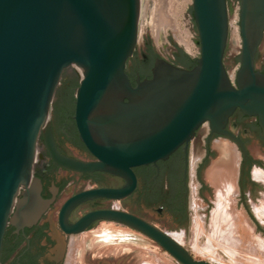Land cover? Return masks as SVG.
Segmentation results:
<instances>
[{
    "label": "water",
    "instance_id": "obj_1",
    "mask_svg": "<svg viewBox=\"0 0 264 264\" xmlns=\"http://www.w3.org/2000/svg\"><path fill=\"white\" fill-rule=\"evenodd\" d=\"M235 2L229 11L228 0H194L185 19L200 51L197 65L186 69L160 59L154 77L134 86L126 65L137 43L149 39L169 56L168 49L178 42L168 9L156 11V0L145 1L140 25L141 0H0V255L22 188L25 198L15 215L19 222L36 220L42 210L32 207L48 204L41 195V180L34 175L43 135L54 164L126 179L122 187H91L71 196L60 213L66 232L80 233L97 220L115 221L148 236L181 264H212L195 258L163 229L127 210L95 209L74 223L68 216L88 200L130 196L138 183L135 167L166 159L183 144L188 147L205 122L213 131L234 138L247 156L243 141L222 129L237 108L259 117L264 139V74L255 69L264 34V0H241L242 48L232 38L228 44ZM238 61L234 85L227 67L231 71ZM70 65L83 73L76 90L75 120L94 160L61 153L55 140L51 110ZM253 139L258 138L251 137L248 144ZM258 140L262 149L264 142ZM255 161L264 168L262 159ZM209 162L210 158L205 166ZM249 182L242 189L240 175L242 201L254 219L247 191L258 202L264 183L253 180L251 173Z\"/></svg>",
    "mask_w": 264,
    "mask_h": 264
},
{
    "label": "flooded vegetation",
    "instance_id": "obj_2",
    "mask_svg": "<svg viewBox=\"0 0 264 264\" xmlns=\"http://www.w3.org/2000/svg\"><path fill=\"white\" fill-rule=\"evenodd\" d=\"M238 2L241 5V0ZM232 6L233 0H228L229 11ZM175 43L176 45H172L168 49L170 52L169 56H165L155 49L153 42L149 39L145 40L143 44L137 43L136 49L126 65V72L132 84L137 86L139 80L143 81L153 78L155 67L160 59L182 68H194L198 63L199 57L195 56L180 43ZM240 66L241 61L235 70L234 76L231 77L234 85H237V74ZM255 69L264 74V34L255 53ZM75 110L76 98L74 101L67 99L59 106L54 119H51L58 149L61 153L68 156L88 161L94 160L95 157L80 138L75 120ZM222 129L243 141L247 149V156H245L241 145L234 138L226 133L213 131L210 123L205 122L198 128L188 147L183 144L166 159L135 167L134 171L138 178L137 187L126 198H133L140 205L158 209L169 215L178 225H185L193 211L190 180L194 148L205 146L206 153L199 164L195 166V176L202 178L203 168L212 154V143L219 138L233 140L242 151L241 187L245 189L250 183L251 167L255 161L248 149V141L251 137H257L264 142L259 117L248 115L240 108H237ZM244 131H246V134H244ZM70 146L84 153L87 158H81L71 153L67 149ZM39 148V159L35 162L34 175L41 180V195L48 204L44 207L41 205L32 207L36 211L42 210L36 220H29L25 223L19 222L15 219V215L21 208V202L25 198L26 189L22 188L3 238L0 264H72L70 259L72 239L75 236H79L82 232L91 230L102 221H109L104 219L97 220L80 233L70 234L63 229L60 223L62 207L71 196L87 189L84 188L74 192L63 202L58 210L55 223V212L52 210L56 207L62 193L76 179L74 178L73 181L68 180V177L63 175L62 171L78 173L89 182L91 187H122L126 184L125 178L109 172L81 173L54 164L43 135L40 138ZM243 164H245L244 170H242ZM113 178L119 179L120 182L111 181ZM252 184L255 186L254 183ZM203 188L204 185H201L199 192L204 193ZM110 200L107 198H95L80 204L70 212L68 222H76L81 216L91 210L112 208V206L107 205V201Z\"/></svg>",
    "mask_w": 264,
    "mask_h": 264
},
{
    "label": "rangeland",
    "instance_id": "obj_3",
    "mask_svg": "<svg viewBox=\"0 0 264 264\" xmlns=\"http://www.w3.org/2000/svg\"><path fill=\"white\" fill-rule=\"evenodd\" d=\"M145 1L146 0H141L139 25L142 18ZM193 1L194 0H166L165 7H167L171 17L174 18L176 33L178 31V42L198 57L200 56L199 48L196 46L191 33L187 30L185 19L186 11L189 9L190 5L193 4ZM238 1L239 0H236L233 7V17L230 21L231 27L229 32L228 44L231 38L233 39L234 25L239 27L240 34V39L238 42L239 44L236 42L235 43L240 48H242V36L239 24L240 2ZM159 3L160 0H156V8L159 7ZM180 38L182 39L180 40ZM239 65L240 61L235 63L231 71L228 69L231 77L234 76L235 70ZM82 76V71L75 65H70L65 68L52 106V120L54 119L55 113H57L59 106L62 105L64 101H66L67 99L70 101L75 100L76 90L78 88L77 83L80 82ZM219 140H224L228 143H231V145L235 147V151L238 153V155L233 159L234 168L236 169L235 172L237 182V193L233 195V199L235 201L237 210L239 212L242 211L246 216L248 224L245 222L244 224L239 222L238 225L236 224V229L234 230L233 228L231 233L227 228V231H225L224 234H219L216 243L213 241L216 239L212 235L213 232L211 231L210 225L212 221V212L216 207V204L214 203L216 201L217 189L215 184L207 178V173L213 162L220 157V152L217 148H215V143ZM211 148L212 152H217V155L215 157H213L212 155L209 157L210 162L207 166H204L202 171V178H197L195 176V166L199 164L200 160L206 153L204 145H202L200 148L201 150H199L200 156L199 158H197V160H195V165L193 162L194 158L192 159L190 185L191 205L193 207V211L190 219L185 225H178L166 213L158 209L140 205L133 198H126L123 200H110L107 201V205L112 206L113 208L127 210L131 213L137 214L166 232H184L185 235L182 240L183 245L197 259L208 260L212 264H264V217L260 218L255 208L256 205H264V190L259 191L261 197H256V200L258 202L252 199L251 191H247L248 202L255 216V218L253 219L249 214L247 208L245 207L241 197L239 180L243 158L242 151L240 150L238 145L229 138L216 139L212 143ZM67 149L71 153L81 158H87L84 153H81L79 150L72 146L67 147ZM248 149L254 159L259 158L264 161V146H262L261 149V144H259L258 139H253L252 142L248 144ZM38 150L40 151L39 146ZM256 167L261 166H257L256 164L252 165L251 178L253 180L259 181L253 177V170ZM62 174L66 175L68 177V180L70 181H73L74 178L76 179L74 183L69 185L66 191L62 193L56 207L52 210L53 212H55V223L58 210L62 206L63 202L74 192L91 187L89 185V182L78 173L62 171ZM111 181L115 183L120 182L119 179L114 178L111 179ZM201 185H204V193L199 192ZM117 204L118 207H116ZM197 213L204 216V222L201 225L195 223L197 222ZM246 224L247 226H249H245ZM248 230H251V233ZM221 236L224 239H222ZM74 238H78V240H80V243H78L80 244V247H77L73 251V254H71L70 256V259H72V264H181L171 254H169L158 243H156L148 236L125 224L115 221H102L91 230L82 232L81 234H79V236H75ZM197 243L198 245H196ZM218 243L226 246H219ZM207 245L209 249L207 248ZM211 246L216 248L217 256H214L211 253Z\"/></svg>",
    "mask_w": 264,
    "mask_h": 264
},
{
    "label": "bare ground",
    "instance_id": "obj_4",
    "mask_svg": "<svg viewBox=\"0 0 264 264\" xmlns=\"http://www.w3.org/2000/svg\"><path fill=\"white\" fill-rule=\"evenodd\" d=\"M165 1L166 0H160V3H159L160 5L158 8H156V11L161 10L163 7H165ZM165 8H167V7H165ZM172 19H173V22L175 25L174 18H172ZM177 33H178V31H177ZM181 39L182 38H180V40ZM233 39L236 43H238L239 39H240L239 27L234 26V25H233ZM215 148H217L218 151L220 152V157L213 162L212 166L209 168L208 173H207V178L212 183L215 184L216 189H217L216 190V201L214 203V204H216V207L212 212V221H211V225H210L211 231L213 232L212 235L216 239V240H213L214 242L217 241L219 234L222 235L225 233V231H227V228H228V230H230V233H231L233 228H234V230L236 229L235 228L236 224L238 225L239 222L242 224H244V222L247 223L246 216L244 215V213L242 211L239 212L237 210V207L235 206V201L233 199V195L235 193H237V191H236V183L237 182H236V172H235L236 169L234 168L233 159H234V157H236L238 155V153L235 151V147L232 146L231 143H228L224 140L217 141L215 143ZM199 150H200L199 147L194 148V154H193L194 155V157H193L194 158V164H195V160L197 158H199V156H200ZM234 162H235V160H234ZM253 171H254L253 177L264 183V169L261 167H256V168H254ZM116 207H118V204L116 205ZM255 208H256V212L259 215V217L263 218L264 217V205L263 206H257L256 205ZM115 209H117V208H115ZM196 221L197 222H195V223H198L199 225L203 224L204 216L202 214L197 213ZM247 224L245 226H247ZM248 231L251 233V230H248ZM167 233L183 245L182 240H183V237L185 235L184 232H179V233L167 232ZM239 235H240V233H239ZM210 237H212V236H210ZM222 239H224V238L222 237ZM78 243H80V240H78V238L72 239V242H71V253L72 254H73V251L77 247L78 248L80 247L79 246L80 244H78ZM198 243L196 245H198ZM221 243H218V245L223 246V247L226 246V245H222ZM207 248H208V245H207ZM210 251L214 256H217V250L215 247L211 246ZM220 263H221V261H220Z\"/></svg>",
    "mask_w": 264,
    "mask_h": 264
},
{
    "label": "trees",
    "instance_id": "obj_5",
    "mask_svg": "<svg viewBox=\"0 0 264 264\" xmlns=\"http://www.w3.org/2000/svg\"><path fill=\"white\" fill-rule=\"evenodd\" d=\"M77 85L79 86V85H80V82H78V83H77ZM255 162H256V163L258 162V163H260V164H261V162H259V161H255Z\"/></svg>",
    "mask_w": 264,
    "mask_h": 264
}]
</instances>
